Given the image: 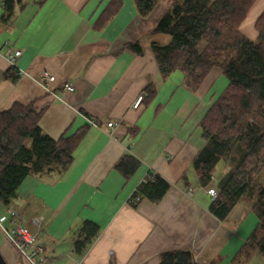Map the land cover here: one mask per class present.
Returning <instances> with one entry per match:
<instances>
[{"label":"crops","instance_id":"obj_1","mask_svg":"<svg viewBox=\"0 0 264 264\" xmlns=\"http://www.w3.org/2000/svg\"><path fill=\"white\" fill-rule=\"evenodd\" d=\"M176 1L160 0L144 17L134 0H18L8 17L0 0V112L32 104L43 110L39 126L50 138L84 132L67 169L28 176L1 212L8 231L9 210L18 213L49 264H160L163 253L176 250L192 252L198 264H228L253 232V201L217 218L193 169L205 146L200 123L228 85L215 92L223 72L212 69L194 89L180 72L164 78L153 56V43L171 42L155 30ZM263 12L264 0H257L241 26L252 40ZM132 43L143 53L126 48ZM12 68L21 73L16 82L4 75ZM45 73L51 83H43ZM126 155L140 162L130 179L116 169ZM155 176L170 185L164 198L134 207L135 191ZM85 221L100 231L79 250ZM4 238L6 262L23 264Z\"/></svg>","mask_w":264,"mask_h":264},{"label":"trees","instance_id":"obj_2","mask_svg":"<svg viewBox=\"0 0 264 264\" xmlns=\"http://www.w3.org/2000/svg\"><path fill=\"white\" fill-rule=\"evenodd\" d=\"M18 0H3L7 16L13 14ZM160 0H134L141 16L149 15ZM257 0H177L159 22L155 32L170 36L167 45L152 44L159 71L164 78L175 72L184 75L196 89L212 69L218 68L228 79L225 90L215 100L200 123L205 146L193 162L198 181L204 188L220 162L233 151L240 163L220 184V191L210 211L226 219L242 201H253L257 228L245 241L233 264H243L259 254L264 264V186L253 195V176L264 164V12L257 19V37L252 40L242 31ZM132 53H143L141 46L128 45ZM16 82L15 68L4 74ZM150 95L155 91L149 90ZM43 110L34 105L15 104L0 112V201L9 206L17 197L22 182L31 175H41L55 168L67 169L84 132L54 140L39 126ZM140 167L131 155L124 156L116 169L130 179ZM187 177L185 176V179ZM170 185L160 177L148 178L135 191L131 203L142 200L159 203ZM84 240L76 243L84 249L99 234V226L85 221ZM23 264H26L21 258ZM160 264H198L192 252L176 250L161 255Z\"/></svg>","mask_w":264,"mask_h":264},{"label":"built area","instance_id":"obj_3","mask_svg":"<svg viewBox=\"0 0 264 264\" xmlns=\"http://www.w3.org/2000/svg\"><path fill=\"white\" fill-rule=\"evenodd\" d=\"M20 52H16L11 56V61L16 60L20 56ZM20 73V72H19ZM21 75V73H20ZM43 83H51V75L45 73L42 77ZM66 91H72V85L65 86ZM142 101V97L136 102V107ZM94 124V123H93ZM113 124L109 123V127H112ZM209 195L215 200L218 196V192L215 188L208 189ZM9 216L12 219L13 228L8 231L3 229L8 240L12 245L17 249L21 257L23 258L26 264H49L45 257V252L42 244L38 241V237L33 235L29 229L21 222L19 215L16 211L9 210Z\"/></svg>","mask_w":264,"mask_h":264},{"label":"rangeland","instance_id":"obj_4","mask_svg":"<svg viewBox=\"0 0 264 264\" xmlns=\"http://www.w3.org/2000/svg\"><path fill=\"white\" fill-rule=\"evenodd\" d=\"M259 9V8H258ZM260 13H258V10L253 11V13L250 15L249 18V22H251L252 24L254 23V21L256 20V18L259 16ZM247 20V19H246ZM245 20V21H246ZM256 24V23H255ZM255 29V25L253 27ZM256 29H255V33H256ZM247 34V33H246ZM250 34V33H249ZM247 36H249L247 34ZM223 80H221V83H219L218 88L216 89L215 92H221L227 85V82L229 83L228 79L223 76L222 78ZM240 155L233 151L232 153H230L228 156H226L225 158H223V160L220 162V164L217 166L216 170L214 171L213 175H212V179L210 184L207 186L208 189L209 188H215L218 192L219 195V191H220V184L221 182L231 173H233L235 171V169L237 168V166L240 163ZM253 195H254V199L257 198L258 192L260 190V188H262L264 186V164L261 165V167L258 168V173H255V175L253 176ZM6 211V207L5 205L0 201V218H2L1 216V212ZM254 217V216H253ZM2 219H5L4 217ZM256 219V225L253 229V231L257 228V224H258V219L257 217L254 218ZM5 228L8 227V223L5 222ZM4 235L5 232L3 231L2 227H0V238L4 241ZM7 237V236H6ZM8 239V238H7ZM16 249V248H15ZM17 250V249H16ZM19 253V252H18ZM20 255V254H19ZM236 256V255H235ZM234 256V257H235ZM233 257V259H234ZM20 258L21 255H20ZM233 259L231 260V262L233 261ZM231 262H229L228 264H231ZM263 259L259 254H254L250 260L244 262L243 264H262Z\"/></svg>","mask_w":264,"mask_h":264},{"label":"water","instance_id":"obj_5","mask_svg":"<svg viewBox=\"0 0 264 264\" xmlns=\"http://www.w3.org/2000/svg\"><path fill=\"white\" fill-rule=\"evenodd\" d=\"M0 264H8L1 251H0Z\"/></svg>","mask_w":264,"mask_h":264}]
</instances>
